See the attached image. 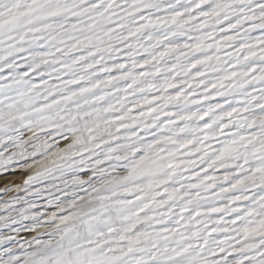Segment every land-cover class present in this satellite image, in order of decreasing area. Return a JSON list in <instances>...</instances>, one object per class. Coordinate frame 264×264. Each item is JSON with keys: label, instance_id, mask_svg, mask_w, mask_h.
Listing matches in <instances>:
<instances>
[{"label": "snow or ice", "instance_id": "snow-or-ice-1", "mask_svg": "<svg viewBox=\"0 0 264 264\" xmlns=\"http://www.w3.org/2000/svg\"><path fill=\"white\" fill-rule=\"evenodd\" d=\"M0 264H264V0H0Z\"/></svg>", "mask_w": 264, "mask_h": 264}]
</instances>
